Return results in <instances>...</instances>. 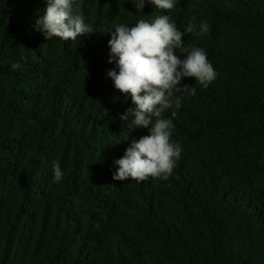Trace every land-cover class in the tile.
<instances>
[{
	"label": "trees",
	"instance_id": "trees-1",
	"mask_svg": "<svg viewBox=\"0 0 264 264\" xmlns=\"http://www.w3.org/2000/svg\"><path fill=\"white\" fill-rule=\"evenodd\" d=\"M75 2L94 33L45 41L46 0H0V264H264V0ZM160 15L217 76L182 78L196 94L164 114L183 149L169 179L113 180L148 129L120 119L135 106L107 77L108 32Z\"/></svg>",
	"mask_w": 264,
	"mask_h": 264
},
{
	"label": "clouds",
	"instance_id": "clouds-1",
	"mask_svg": "<svg viewBox=\"0 0 264 264\" xmlns=\"http://www.w3.org/2000/svg\"><path fill=\"white\" fill-rule=\"evenodd\" d=\"M146 3L162 10H172L175 6V0H135L134 5L142 12ZM43 12L33 27L45 41L53 38L75 41L94 33L75 0H46ZM195 20L192 17L185 30L187 33L194 32ZM199 29L201 35L207 33L208 22L203 21ZM108 33L111 35L108 63H115L116 67L108 70L107 77L113 81L116 90L130 96L135 106L128 108L120 119L129 121L135 128L148 129V135L133 141L124 156L114 161L118 169L112 178L138 182L149 178L168 180L183 149L171 138L175 127L173 119L165 118L164 114L166 110L175 109L171 117H176L181 98L175 93L190 89L192 95L196 94L194 87L180 86L182 78H194L196 83L207 88L217 73L204 49L183 48L184 33L170 22L168 15L157 16L152 22L140 19L134 27L119 24ZM177 49L187 53L183 59L177 55ZM11 67L17 70L21 64L15 62ZM52 168L55 181H60L64 172L59 162L53 161Z\"/></svg>",
	"mask_w": 264,
	"mask_h": 264
}]
</instances>
